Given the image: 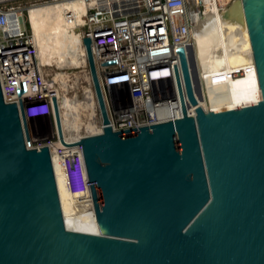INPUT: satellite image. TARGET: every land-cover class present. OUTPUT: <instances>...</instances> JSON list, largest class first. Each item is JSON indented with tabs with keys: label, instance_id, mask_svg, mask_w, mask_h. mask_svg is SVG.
Segmentation results:
<instances>
[{
	"label": "water",
	"instance_id": "1",
	"mask_svg": "<svg viewBox=\"0 0 264 264\" xmlns=\"http://www.w3.org/2000/svg\"><path fill=\"white\" fill-rule=\"evenodd\" d=\"M232 3L195 38L209 111L178 49L175 121L115 132L83 39L103 119L78 143L96 233L67 225L50 150L27 148L30 120L0 74V264H264V0ZM54 117L68 146L56 99Z\"/></svg>",
	"mask_w": 264,
	"mask_h": 264
},
{
	"label": "built area",
	"instance_id": "2",
	"mask_svg": "<svg viewBox=\"0 0 264 264\" xmlns=\"http://www.w3.org/2000/svg\"><path fill=\"white\" fill-rule=\"evenodd\" d=\"M57 1L63 0H47L46 3ZM80 1L86 6L83 39L92 41L109 126L115 132H123L182 118L176 68L180 72L186 102L188 98L178 49L185 48L187 53L194 42L198 23L213 13L210 7L215 5L222 9L229 2ZM28 14L24 0H0V74L10 73L16 105L20 108L22 103L28 120H36L53 116L54 99L58 106L59 100L57 85L41 69ZM88 71L102 133V114L89 67ZM56 142H61L57 130L46 140L32 138L27 148L48 147L52 157ZM78 147L82 152V147ZM63 152L61 148L56 151L61 155ZM82 159L84 163L83 152ZM87 180L91 188L88 176Z\"/></svg>",
	"mask_w": 264,
	"mask_h": 264
},
{
	"label": "bare ground",
	"instance_id": "3",
	"mask_svg": "<svg viewBox=\"0 0 264 264\" xmlns=\"http://www.w3.org/2000/svg\"><path fill=\"white\" fill-rule=\"evenodd\" d=\"M225 1L229 2L227 6L220 9L214 5L209 11L213 13L227 11L233 6V1L224 0L225 4ZM28 11V20L38 49L41 69L52 78L53 84L57 85L63 137L69 144L67 146L56 142L52 155L64 217L67 225L72 229L96 233L98 228L95 222L93 198L82 152L78 147L82 138L100 134L101 130L96 113V101L89 86V65L83 44L82 26L86 6L80 0H63L34 4L28 7ZM207 17L198 23L194 30V42L187 48L194 91L199 106L205 111H209V108L195 38L202 22ZM82 80L84 81L81 82ZM71 82L74 87L83 88V94L80 97L78 95L75 98L68 96V86L72 87ZM84 82L88 85H83ZM188 111L189 115L196 116L195 106L188 105ZM54 123L56 126V122ZM83 130H85V135ZM60 148L64 149L62 155L56 153Z\"/></svg>",
	"mask_w": 264,
	"mask_h": 264
},
{
	"label": "rangeland",
	"instance_id": "4",
	"mask_svg": "<svg viewBox=\"0 0 264 264\" xmlns=\"http://www.w3.org/2000/svg\"><path fill=\"white\" fill-rule=\"evenodd\" d=\"M46 1L47 0H24V3L29 7L31 5L41 4V3H44ZM53 70H54V68H53ZM83 81L84 80H82L81 82H83ZM72 84L73 83L71 82V85ZM73 85H72V87L68 86V89H69L68 90V96L70 98H75L77 95L80 97L81 94H83V90H82L83 88H80L78 86L74 87ZM83 85H88V83L84 82ZM54 122H55L54 115L50 116L49 118H46V119L41 118V119H36V120H30L28 122V129H29V133H30L31 138L32 137L37 138L36 140L39 141L40 139H48V137H51L56 131V128H54L55 127ZM84 132H85V130H83V133ZM84 135H85V133H84Z\"/></svg>",
	"mask_w": 264,
	"mask_h": 264
},
{
	"label": "crops",
	"instance_id": "5",
	"mask_svg": "<svg viewBox=\"0 0 264 264\" xmlns=\"http://www.w3.org/2000/svg\"><path fill=\"white\" fill-rule=\"evenodd\" d=\"M45 118H49V117H45Z\"/></svg>",
	"mask_w": 264,
	"mask_h": 264
}]
</instances>
